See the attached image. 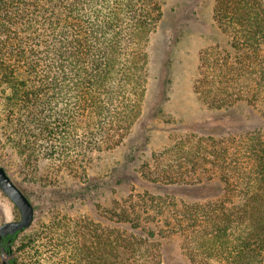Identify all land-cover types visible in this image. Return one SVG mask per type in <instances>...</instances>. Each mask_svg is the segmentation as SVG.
<instances>
[{"label":"trees","instance_id":"1","mask_svg":"<svg viewBox=\"0 0 264 264\" xmlns=\"http://www.w3.org/2000/svg\"><path fill=\"white\" fill-rule=\"evenodd\" d=\"M162 16L160 0H0V123L25 163L58 160L73 172L95 150L125 141L143 114L149 45ZM215 17L259 64L227 58L209 67L203 54L196 91L213 107L239 99L264 112V0H216ZM241 138H230L232 151L214 136L212 147L192 135L177 144L220 170L222 199L208 223L193 221L197 255L216 264H264V128ZM117 215L127 220L129 211ZM55 224L26 237L13 264H126L123 250L146 246L122 234L116 242L105 232L98 242L52 234ZM29 229L12 236L11 254Z\"/></svg>","mask_w":264,"mask_h":264},{"label":"rangeland","instance_id":"2","mask_svg":"<svg viewBox=\"0 0 264 264\" xmlns=\"http://www.w3.org/2000/svg\"><path fill=\"white\" fill-rule=\"evenodd\" d=\"M160 1L163 16L150 40L143 114L120 146L95 150L73 172L58 160L28 164L0 123V159L36 208L35 220L21 233L11 259L26 237L56 222L52 234L58 230L92 242L103 232L114 242L120 234L137 236L157 252L152 263L145 247L123 250L126 264H216L197 255L193 221L206 218L208 223L213 216L212 205L225 192L220 170L196 156L195 149L189 153L177 144L192 135L212 147L208 136H214L232 151L238 144L230 138L240 143L246 131L264 128L261 108L239 99L213 107L196 91L203 54L209 67L227 58L237 66L259 64V59L245 46H233V31H225L215 17L216 0ZM209 150H203L207 156ZM122 209L129 211L127 220L117 215ZM20 218L18 206L0 187V225Z\"/></svg>","mask_w":264,"mask_h":264},{"label":"water","instance_id":"3","mask_svg":"<svg viewBox=\"0 0 264 264\" xmlns=\"http://www.w3.org/2000/svg\"><path fill=\"white\" fill-rule=\"evenodd\" d=\"M0 187L18 206L21 213L20 219L6 221L0 225V240H2L4 236H15L17 233L29 228L35 220L36 208L30 197L13 179L1 160ZM2 263L13 264L11 253L5 246L2 247Z\"/></svg>","mask_w":264,"mask_h":264},{"label":"flooded vegetation","instance_id":"4","mask_svg":"<svg viewBox=\"0 0 264 264\" xmlns=\"http://www.w3.org/2000/svg\"><path fill=\"white\" fill-rule=\"evenodd\" d=\"M12 240L11 235L4 236L2 240H0V251L2 252L3 246H9L10 242Z\"/></svg>","mask_w":264,"mask_h":264}]
</instances>
